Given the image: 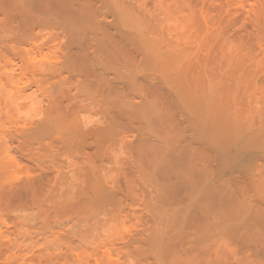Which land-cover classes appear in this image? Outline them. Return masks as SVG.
<instances>
[{
	"label": "rangeland",
	"instance_id": "1",
	"mask_svg": "<svg viewBox=\"0 0 264 264\" xmlns=\"http://www.w3.org/2000/svg\"><path fill=\"white\" fill-rule=\"evenodd\" d=\"M13 1H15L17 4H15V2H13ZM21 1H23V0H19V3H18V0H5V1L0 0V5H1L0 6V21L3 23V24H0L1 25L0 26V86L2 87L0 89V126H1L0 127V161H1L0 164L7 166L6 168L8 170L7 179L4 177L3 180H1L2 182L0 181V264H100L101 261H103V258H104V260H105V258L106 259L108 258V260H110L113 264L114 263L115 264H126V263L127 264H137L140 262V260H141L140 264H145L148 262H149V264H155V263L156 264L157 263L158 264L159 263L160 264H214V263L215 264H264V234H263L264 233V226H263L262 222L260 221V219L258 220V218H259L258 216H255L253 214L252 215L250 214L249 216L247 215L246 220H245V222L246 221L247 222L246 223L244 222L245 223L244 224L243 221H241V219H245V218H240L239 216H236L233 213V211H234L233 206L230 204H228L229 206L224 204L225 207H224L223 213H225V214H223V215H222V213L217 212L215 210L211 211V212H209L207 210H203L204 206L203 207L202 206H196V205L192 206L190 204V206L188 205V207H187L185 200L189 201V198H188L189 195H186V193H183L181 189H180L181 191L178 190V187H180L179 185L177 187L178 193L176 195H173V196H175V198L180 197L182 200L181 201L182 203H180L181 205L179 203H177V206H172V204L176 205L177 201L175 202L173 199H171L169 197L171 199V201H170V199L168 198V195L166 197V195L159 194V192L157 194L155 192V190H153V187H155V184L152 185L151 179L147 178V177H149V172H147L148 175L144 173V176H143L144 178H141V176L140 177L137 176V178H133V175H134V177H136V175H137V171H135V170H137L139 168V167H137V165L135 163H133V161L136 162V158L139 157L138 156L139 153L131 150L132 144H134L138 139V137L133 135L134 132L129 133V138H127L128 133L122 132L124 135V137L122 139H123V142H125V144H124L125 150H121V151L122 152L123 151L124 152H126V151L131 152V153L126 152L125 155H124V153L120 154V149H118L119 147L117 145H111L109 143H105V147L101 151H98L95 147L93 137L89 134H87L86 136L84 135L85 141L82 140L79 142L80 138H78V137L83 135L84 131L87 132V127L89 129H91L93 127V125H95V124L97 125V126H94L96 128L101 127V126H105V119H104L105 109H103L104 111L102 110L103 112L101 111L102 107H104L105 105L101 102H88L87 99L81 98V96H82L81 93L76 92L74 87L70 88V89H72V91L67 92L69 90L67 87V89H68L67 91H64L63 94L59 93L57 85L55 84V81L56 80L57 81L62 80L63 83L68 85V79L72 75V74L70 75L71 71L64 69L63 73H62L63 75L61 74L59 76V75L54 74L55 77L53 79H55V80H52L50 78L48 80L47 78H45L47 76L46 74H44L41 70L38 71V69L36 67L40 64L39 61L43 64L46 61H47V63H49V62L52 63V61L54 62L55 60H57L58 56H60L59 55L60 52H59L58 48L61 49L63 47V46H61L62 41L63 40L67 41V39L70 40V38L67 35V37H64L63 40L61 41L62 34H60L59 31L58 32L56 31V27L50 26L51 29H49L47 27V25L49 26L48 23H50V21H52V24H54L53 19H51L49 21L47 19L46 15H44L45 13L38 12V10H37L38 7H35V5H34V7L29 6V5H33V3L31 4V2L30 3L28 2L29 0H24L25 3L24 2L21 3ZM174 1H175V3L174 2L170 3V6L173 7V9H172L173 12L176 10L174 13L172 12L173 13L172 18L174 19L172 21H175L172 23H174L175 26L171 23L173 25L175 31H176V33L174 31L175 38L180 39V40H178V43L181 46H183L186 50H187V48L188 49L191 48V49H189V51L187 50V52H189V54L192 53L194 55L193 56L194 58H196L200 61L208 60L209 55H211V53L213 52L212 49H214V51H215L216 48L222 46L221 43L223 44L224 49L228 48V50L226 49L227 52L229 51L230 54L232 52V54L234 53L233 55H235L239 51V50L237 51V49L246 48L244 45H246V46L250 45L251 41L253 40L252 38L255 36L256 38H259L258 42L256 41V44L253 45L251 50H249L250 46H251L250 45L248 50L250 51V53L254 57L255 62L257 61L259 63V65H257V66H259L260 68L263 67V69L261 68V70L264 71V63H263V61H264V34L262 33V30H264V4H263L264 0H177V1L174 0ZM1 2H2V4H1ZM18 4H21V5H18ZM23 4L25 5L24 7H23ZM172 4H174L175 6H173ZM26 6L27 7L29 6L28 7L29 9H26L25 8ZM24 8H25V10H24ZM30 11L32 14L30 13L31 15L29 17ZM39 11H41V10L39 9ZM259 11H261V15H260ZM24 13L27 14L28 17H27V15L23 16ZM38 13H40L41 15ZM257 13H258V15H257ZM14 14H15V16H14ZM161 14L162 13L160 12V15ZM17 15L19 16V18H17L18 17ZM162 15L160 18H162ZM33 16L35 17L36 21H34ZM256 16H257V19H256ZM260 16H261V18H260ZM28 18H29V20H28ZM20 19H22V20H20ZM43 19H45V20H47V22L48 21L49 22L47 24L45 23L46 24L45 25ZM188 19H189V21H188ZM176 20H177V22H176ZM257 20L260 22V25L262 24L261 25L262 27L259 24L257 25V23H258ZM25 21H27V22H25ZM40 21L43 24H41ZM190 22H191V24H190ZM255 22H257V23H255ZM28 23H30V25ZM33 23H35L36 26H38V27H36L35 24H33ZM32 25H33V27H32ZM39 26L41 27V29H43L42 30L43 32L41 33L42 35L38 34V31H40ZM2 27H4V28H2ZM259 27H261V28H259ZM48 29H49V32L45 31ZM51 30H54V35H59V37L57 36L58 39L56 36H54V35H52V36L56 37L59 44L61 43L60 47L58 45V42L55 41L56 39H53V37L51 36L50 33L52 32V34H53V31H51ZM57 30H58V28H57ZM256 30H259V31H256ZM192 31H195V32H192ZM220 31H221V33H220ZM217 32H218V34H217ZM259 33H261V34H259ZM256 35H258V36H256ZM6 36H7V38H6ZM194 36H196V37H194ZM221 39H222V42H221ZM248 39H249V41H248ZM236 40H237V42H236ZM25 41H28V42H25ZM53 41H54V44H53ZM217 42H219L218 43L219 46L217 45ZM240 42L242 43V46H240L241 45ZM51 43L53 46L51 45ZM235 43H237V44H235ZM44 44H45V47H44ZM65 44H66V42H65ZM251 44H253V43H251ZM200 45H201V47H200ZM226 45H228V46H226ZM185 46H188V47L186 48ZM213 46H216V48ZM236 46H237V49L234 48ZM202 49H204V51H206V53ZM253 49H254V51H253ZM52 51H53L54 55H53ZM56 54H57V56L55 57ZM192 54H190V56H192ZM195 54H197L196 55L197 57H195ZM207 54H209L208 57L206 56ZM22 55H24V57ZM34 57H35V60L33 59ZM53 59H55V60H53ZM204 59H206V60H204ZM23 60H25V61H23ZM30 63H31V65H29ZM33 63H34V65H33ZM35 64H38V65H35ZM34 66H36L35 67L36 69L33 68ZM261 70H258L259 73L260 72L263 73V71H261ZM258 75L259 74L257 73V79L256 80H258V82L259 81L262 82L264 80V77L261 78L262 74L259 76ZM61 76H63V79H60V78H62ZM263 76H264V74H263ZM65 77H67V78H65ZM40 78H41V80H40ZM260 79H263V80H260ZM45 82H47V83H45ZM261 82H259V84L263 85ZM51 83H53V84H51ZM263 83H264V81H263ZM41 85H42L43 90L40 88ZM67 85H65V86H67ZM54 86H56V87H54ZM38 87H39V89H38ZM260 87L257 84V88L260 89ZM63 89H65V88L63 87ZM48 92H51V93H48ZM65 92L68 93L67 96L64 95ZM257 92H259V91H257ZM52 93H55V95L58 94V95H56L57 98H55V95ZM67 93H65V94H67ZM69 93L71 95H69ZM48 94H49V97H48ZM50 94L54 95L53 96L54 98L51 97L54 102H52V99L50 98V96H51ZM258 95H260V94L258 93ZM76 96H80V97H78V99H77V98H75ZM68 97L70 98L69 100H68ZM73 98L77 99V101H75V99L72 100ZM60 99H61V101H60ZM11 100H12V102H10ZM47 100H48V102H47ZM49 100H51V102ZM78 100L79 101L83 100V102L82 101L79 102ZM73 101H75V102H73ZM252 104H254V106H252ZM258 104L260 106L261 102H257V106H256V102H254V103L251 102L250 106L252 107V109H258L259 108ZM4 108H5V110H4ZM49 112L50 113L55 112V113L51 114L52 115L51 116ZM61 112H63V113H61ZM65 113H67V114H65ZM71 113H72V115H71ZM69 114L71 117L75 115L74 117H77V118H73V119L76 120L77 122L79 120L78 118L82 117L79 120L80 121L79 124L76 123L77 125H79V127L83 125L82 130L77 125H74V122H76V121H73V119H71L70 116L69 117L67 116V119H65L64 116L69 115ZM77 115H79L80 117ZM102 115H103V117H102ZM9 116H11V117H9ZM62 117H64V118H62ZM71 120H72V122H71ZM39 121L43 124L38 123ZM68 121L71 124H69ZM37 123H38V125H37ZM65 123H67L68 125H65ZM30 124H31V126H30ZM23 125H25V126H23ZM41 125H42L43 129L40 127ZM91 125H92V127H91ZM69 126H71V128ZM11 127H12V129H11ZM37 127L40 130L39 132H42V136H41L42 138H40V137L35 138L34 137L35 138L34 139L33 137H30L31 136L30 133H33V131L34 132L38 131ZM44 127H45V130H44ZM77 127L79 128V130ZM35 128H37V129H35ZM65 128H67V129H65ZM17 129H18V131H17ZM47 129H48V131H46ZM62 129L65 131H63ZM69 129H72V130H69ZM74 129H76V130H74ZM84 129H86V130H84ZM43 130L47 134H45L43 132ZM73 130H74V132L76 131L75 134H74ZM28 131L29 132L32 131V132L29 133ZM70 131H72V133ZM62 132H64L63 133L64 136L62 135ZM85 132H84V134H85ZM88 132H89V130H88ZM78 133H79V135H78ZM65 134H67V135H65ZM68 134H70V136ZM73 134L75 136L77 134L78 139L76 137H74ZM26 135H28V136H26ZM43 135H45V136L49 135V136L45 137ZM125 135H127V136H125ZM130 135H131L132 139L130 138ZM84 136L81 137V139L84 138ZM72 137L75 138L76 140L75 139H72L73 141L70 140ZM86 137L87 138L89 137V138L86 139ZM133 137H134V139H133ZM13 138H17V139H14V141H13ZM45 138H46V140H45ZM125 138H127L129 141ZM18 139H19V141H18ZM41 140H42V142H41ZM47 140H49V141H47ZM77 140H78V142H77ZM16 141H18V142H16ZM23 141L24 142L28 141V142L24 143ZM29 141H30V143H29ZM43 141H44V143H43ZM90 141H92V142H90ZM52 142L54 143V145ZM56 142H57V144H56ZM47 143H49V144H47ZM38 145H39V147H38ZM41 145H43V146H41ZM45 145H46V148H45ZM50 145H51V148L53 147L52 149L49 147ZM40 147H41V149H40ZM19 149H21V150L18 151ZM117 149H118V151H117ZM54 151H55V153H54ZM52 152H53V154H52ZM81 152H83V153H81ZM85 152H86V154H91L90 156H93L92 158H94V160L96 162H94L93 159L89 156L91 158V162H92V163H90L89 162L90 158L87 159L88 156L86 155L87 157H85V155H84ZM8 154H9V156H8ZM10 154L12 156H10ZM31 154H32V156H30ZM132 154L137 155V156H133ZM81 155H82V157H81ZM128 155L129 156L132 155V158L128 157ZM125 156H127V157H125ZM95 158H97V159H95ZM105 158H108L110 160L112 159L111 161H113L115 163V166H114L113 162L109 163L110 161L108 159H105ZM40 159H41V161H40ZM44 159H45V161H44ZM259 159L257 160L258 162L255 163L258 165H254V166H256L255 167L256 169L253 168L254 171H252V173L254 172L253 173L254 175L252 174L253 175L252 178H254L255 180H258L259 177H261L260 175H262V177L264 175V159L263 158H261L263 160H261V159L259 160ZM10 160L12 161V163ZM99 160L100 161L102 160L101 163L99 162ZM104 160H107V161L104 162ZM13 161H14V163H13ZM83 161L84 162L86 161V162L84 163ZM78 162L81 164H79ZM87 162H89L93 166H94V163L96 165L97 164L98 165L93 167V166L89 165V163H87ZM102 162L105 165H103ZM121 162H123V164L125 166L129 165L131 168L134 166L132 169L134 170V172H136V174L134 172H132V177H130V178H133L132 181L135 180V182L136 181L138 182L139 179L143 180V179L147 178V180L148 179L150 180L149 182L146 180V182L149 186L145 183V181H144V183L141 181L142 184L136 182L135 185H134L135 182L134 183L132 182V184L134 186L132 184H131L132 186H130L129 185L130 183L127 184V181L124 179V178H127V175L125 177L122 173L124 170L127 172V170H126L127 167H126V169H125V167H122ZM6 163H7V165H6ZM10 163H11V165H10ZM42 164H44V165H42ZM85 164L88 166H86ZM101 164H102V166H100ZM110 164H112L111 167H109ZM116 164H117V166H119V169H118V167L116 168ZM131 164L133 166H131ZM261 164H263V166ZM90 166L95 169L94 170L95 172H97V173L94 172L95 175L99 174V173L101 174V175L99 174L100 177L97 175L98 176L97 178L99 179L100 182L103 179V182H102L103 184L102 183L101 184L103 185L104 189L108 193L112 194V196L115 199L113 197L111 200L107 199L106 201H104V204L101 203V204H99V206H98V202L96 204V201H93L94 199H93V197H91L92 195L90 194V192L87 191L86 184L84 182L85 180L83 179L85 177L84 172H86L85 171L86 167L88 169V167H90ZM65 167H67V168H65ZM74 167H76V168H74ZM100 167H101V169H100ZM135 167H137V169ZM112 169H113V171H112ZM141 169H140V173L142 174ZM260 169H261V171H260ZM102 170H104V171H102ZM121 170H122V172H121ZM133 170H131V171H133ZM142 170H144V169H142ZM9 171L11 172V174ZM108 171H110V172H108ZM78 172H79V174H78ZM106 172H107V174H106ZM117 172H119L120 174ZM144 172H146V171H144ZM15 173H17V174H15ZM20 173L22 174V176ZM260 173H262V174H260ZM34 174H35V177H34ZM80 174H82V175H80ZM108 174L110 175V177ZM111 174H113V175L111 176ZM117 174H118V177H117ZM128 174H131V173H128ZM141 174H139V175H141ZM258 174H260V175H258ZM120 175H122V176L119 178ZM145 175H147V177H145ZM32 176H33V178H32ZM123 176H124V178H123ZM129 176H128V179H129ZM256 176H258V177H256ZM108 177L109 178L112 177V179H109ZM25 178H27V179H25ZM113 178L116 180V182ZM82 179H83V181H82ZM78 182H80V183H78ZM81 182L84 184H82ZM149 183L151 184V187H152L151 189H150ZM22 184H24V186ZM70 184H71V186H70ZM78 184H79V186H78ZM121 184H122V186H121ZM140 184L141 185L146 184V185L142 187ZM114 185H115V187H114ZM182 185H184V184L182 183ZM117 186L120 189L117 188ZM139 186H140V188H139ZM185 186H187V185H184L183 187H185ZM77 187H78V189H77ZM79 187H81V188H79ZM128 187L130 188V190H132V189L133 190L130 191L128 189ZM134 187H136V188H134ZM83 188H85V189H83ZM146 188H147V190H146ZM18 189H20V191H18ZM125 189H127V190H125ZM134 190H135V192L137 191L136 194L134 193ZM139 190H142V191H139ZM84 191H85V193H84ZM86 191H87V193H86ZM148 191L151 192L152 195L150 193L148 194ZM114 192H115V194L118 193V195H115ZM179 192H180V194H179ZM181 192H182L183 196L181 195ZM184 192H186V190ZM36 193H38V195ZM69 193H71V194L74 193V194L71 195ZM129 194L130 195L133 194V196L130 197ZM178 194L180 196H177ZM124 195H126V197ZM75 196L79 199H77ZM122 196H123V198H122ZM150 196L152 198H150ZM163 196H165V197H163ZM73 198H74V200H73ZM118 198H119V200H118ZM165 198L169 199L170 202H172V200H173V203L170 204L168 202V200H166ZM160 200H162V201H160ZM12 201H14V202H12ZM107 201H110V202H107ZM150 201L151 202L153 201L152 202L153 204L150 203ZM71 202L72 203L74 202L73 205ZM105 202H107V203H105ZM158 202L161 204H158ZM14 203H15V205H14ZM123 203H124V205H123ZM165 203H166V205L170 204V206H168V205L165 206ZM182 204L184 206L186 205L187 208L184 207ZM82 205H83V207H82ZM88 205H89V207H88ZM78 206H79V208H78ZM93 206L95 209H93ZM113 206H114V208H113ZM146 206L147 207L149 206L150 209H149V207L147 208ZM182 206L184 207V208L180 209V210H182V212L188 210V211L184 212V214L181 211H180L181 213H179L178 212L179 209L177 210V207L181 208ZM90 207L92 208V210L90 209ZM99 207L102 210L98 209ZM105 207H106V209H105ZM167 207H168V209H166ZM230 207H231V210H230ZM144 208H146V209H144ZM188 208H190V209H188ZM226 208L228 210H230L229 211L230 213L228 212V210H226ZM107 209L109 211H107ZM83 210H84V212H83ZM103 210L105 211V213ZM86 211H87L88 215H86ZM149 211H151V212H149ZM160 211L162 214H160ZM166 211H167V213H166ZM175 211H177L179 214L184 215L185 216L184 218H186V219L185 220H183L184 218L181 219L180 216H182V215H179V214H178L179 216L177 215L178 219L174 218V217H176V215L175 216L173 215V213H175ZM141 212H143V213H141ZM168 212H169V214H168ZM205 212L207 214L208 213L209 214L207 215ZM215 212H217V214ZM81 213H82V215H81ZM167 214L169 216H167ZM190 214H191V217H189ZM212 214L213 215L215 214V215L213 216ZM229 214L232 216H230ZM83 215H84V217H83ZM216 215L217 216L219 215V216L217 217ZM111 216H112V218H111ZM210 216H212V218ZM222 216H225V217H222ZM229 217H230V221L228 220ZM238 217L240 218L239 220L241 222L240 221L237 222ZM243 217H245V216H243ZM249 217H250V219H248ZM252 217H253V219H252ZM15 218H17V220ZM81 218H82V220H81ZM162 218H164V219H162ZM171 218L176 219V220L174 221ZM236 218H237V220H236ZM166 219H167V221H166ZM20 220H24V221H20ZM218 220H220V221H218ZM156 221H157V223H156ZM148 222L150 225L148 224ZM193 222H194V225H193ZM195 223H196V225H195ZM241 223H243V224H241ZM155 224H157L156 227H158V225L160 224L159 229L160 228L162 229V227L163 228L165 227L164 228L165 230L163 229V231H161V229H160V231L162 233H164V231H165L164 234L168 235L167 238L168 237L171 238V239L168 238V241L170 240V243H168V241H167L168 247H169V244L172 246V248L174 247L173 245L176 246L179 243H180L179 245H182L180 247H179V245H177L175 247L176 249H174V248L172 249L170 246V248L173 250V252H171L172 254L170 253L169 256L165 260H161L160 257L157 258V256L154 255V254H156V252L154 251V249L156 250L155 246H153V245L151 246L150 243H146L145 239H144V238H147L148 233L151 231L152 227H150V226L152 225L153 228H155ZM79 225L82 227H80ZM163 225H165V226H163ZM223 225H224V227H223ZM146 226H148V227H146ZM171 226H172V228H171ZM196 227H199V228H196ZM216 227H218V229ZM235 227H238V228H235ZM25 228H27V229H25ZM143 228L146 229V232L148 231L147 229H150V230L147 233H143V231L145 232V230ZM194 229H196V230H194ZM153 231H151V232H153ZM107 232H108V234H107ZM119 232H121V233H119ZM117 233H119V234L117 235ZM109 234H111V235H109ZM175 234H176V236H174ZM96 235H98V236H96ZM142 235H143V237H142ZM65 236H67V237H65ZM138 238H140V239H138ZM126 239H127V242H126ZM137 239L139 240V242H137L138 241ZM68 240H69V242H68ZM181 242H183V243L185 242V244H183ZM138 243L140 245V248H139ZM148 244L150 245V247ZM183 245L185 246V248ZM145 246H147V247L144 248ZM22 247L24 249H22ZM120 248H121V250H118ZM151 248L153 249L152 251L150 250ZM43 250H45L46 253ZM149 252H151L152 254ZM188 252H191V253H188ZM49 256H51V257H49ZM140 257H142L143 259H141ZM159 259L161 261H164V262L159 261ZM117 260H118V262H117ZM142 261L145 263H142ZM157 261H159V262H157Z\"/></svg>",
	"mask_w": 264,
	"mask_h": 264
},
{
	"label": "bare ground",
	"instance_id": "2",
	"mask_svg": "<svg viewBox=\"0 0 264 264\" xmlns=\"http://www.w3.org/2000/svg\"><path fill=\"white\" fill-rule=\"evenodd\" d=\"M171 1L172 0H29L28 1L29 3L30 2H31V4L33 3V5H29V6L34 7V5H35V7H38L41 10V11H39V9L37 8L38 12L45 13L44 15H46V17L49 21L51 19H53L54 24H52V21H50V23H48L49 21L47 22V20L43 19L44 24L48 23L49 26L47 25V27L49 29H51L50 26L56 27V31L57 32L59 31V33L62 34L61 41L63 40L64 37H67V35L70 38V40L67 39V41H64V40L62 41L61 46H63V47L61 49L58 48L59 52H60V54H59L60 56H58L57 60L53 59V60H55L54 62L52 61V63L51 62L47 63V61H46L43 64L38 60L40 64L39 65L35 64L38 66L37 67L34 66L33 68L34 69L37 68L38 71L41 70L44 74L47 75V76L45 75L46 76L45 78H47L48 80H49V78L52 80H55V79H53L55 77L54 74L60 76L63 73L64 69L71 71L72 73L70 72V75L71 74L72 75L68 79V85L63 83L62 80H58V81L56 80L55 81V84L57 85L59 93L63 94V92L67 91L68 89L69 90L67 92L72 91V89H70V88L74 87L76 92L81 93V95H82L81 98L87 99L88 102H101L105 105L104 107L101 106L102 107L101 111L103 109H105V111L103 110L105 112V114H104L105 115L104 116L105 126L100 125L101 127L96 128V127H94V126H97L95 124V125H93V127H94L93 128L91 125L92 128L89 129L87 127V132H85L84 130H86V129H84L83 131L85 132V134L83 132V135H81L80 137H78L77 134H76V136L74 135L76 132V131L74 132V130H76V129H74L73 135L76 138L77 137L80 138L79 142L82 140L85 141V136L87 134H89L93 137L95 147L98 151H101L105 147V143H109L111 145H117L119 147L118 149H120V154L124 153V155H125L126 152H129V151H126V152L121 151V150H125V148H124L125 142H123V139H122L124 137V135L122 132L128 133L127 138H129V133L134 132L133 135L138 137V139L136 142L134 141L135 145L132 144L131 150L139 153V155H138L139 157L136 158V162L133 161V163H135L137 165V167H139V168L137 169V167H135L137 169V170H135V171H137V175H136V177H134V175H133V178H137V176L138 177L141 176V178H144L143 177L144 173L148 175L147 172H149V177H147V175H145V177L151 179L152 185L155 184V187H153V190H155V192L157 194L159 192V194L166 195V197L168 195V198L170 197L175 202L177 201L176 205L172 204V206H177V203H179V204L182 203L181 202L182 200L180 197L175 198V196H173V195H176L178 193L177 187L179 185L180 187H178V190L181 189L183 193H186V195H189V197H188L189 201L185 200L187 207H188V205L190 206V204L192 206L193 205L202 206V207L204 206L203 210H207L209 212L215 210L217 212L222 213V215H223V214H225V213H223L224 207H225L224 204H226L227 206H229L228 204H230L233 206V210H234L233 213L236 216H239L240 218H245V219H241V221H243V223L245 222L247 215L249 216L250 214L251 215L253 214V215L259 217L258 220L260 219V221L262 222V224L264 226V202H263L264 201V175L262 177V175H260L262 173L258 174L261 176V177H259L258 180H255L254 178H252L254 175L253 174L254 172L252 173V171H254L253 168L256 167L254 165H258L255 163L258 162L257 160L259 158L264 159V83H263L264 80L260 79L263 81L262 82L259 81L263 85H260L258 80H256L257 79V73L259 75L262 74L261 75L262 77L260 76L261 78L264 77L263 76L264 71L261 70V68L263 69V67L260 68L259 66H257V65H259V63L257 61L255 62L254 57L252 56V54L249 51L252 49L253 45L256 44V41L258 42L259 38H256L254 36L252 39L255 42L252 40L253 42L251 41V43H253V44L250 43L251 46L250 45L246 46L243 44L246 48L237 49V46L234 47L237 49V51L239 50L235 55H233L234 53L232 54V52H231V54L229 53V51L227 52L228 48H226L227 50L224 49V46L221 43L222 42V39H221L220 43L222 46L220 45L221 47H218V48H216V46H213L216 49H215V51H214V49H212L213 52L211 53V55H209V54L206 55L207 57L209 55L208 60L204 59L206 61H200V60L194 58L193 57L194 55L192 53H190V54H192V56H190L189 52H187V50L189 51V49H191V48L188 49L187 48L188 46H185L187 48V50H186L183 46H181L178 43V40H180V39L175 38L176 31L173 27L174 23H172L175 21H172V20H174L172 18V14L176 10L173 12V10H172L173 7L170 6V3H172V2L175 3V1L174 0L172 2ZM13 2H15V1H13ZM23 2H24V0L21 1V3H23ZM18 3H19V0H18ZM1 4H2V2H1ZM15 4H17V3L15 2ZM18 5H21V4H18ZM172 5L175 6L174 4H172ZM24 6L25 5L23 4V7ZM28 7L26 6L25 8L29 9ZM25 8H24V10H25ZM160 12L163 14V15L161 14L162 18H160L161 17ZM259 12L261 15V11H259ZM30 13H31V11L29 12V17L32 14V13L31 14ZM258 13H257V15H258ZM38 14H40V13H38ZM24 15H27V14L24 13L23 16ZM14 16H15V14H14ZM27 17H28V15H27ZM17 18H19V16ZM260 18H261V16H260ZM256 19H257V16H256ZM20 20H22V19H20ZM28 20H29V18H28ZM34 21H36L35 17H34ZM188 21H189V19H188ZM25 22H27V21H25ZM176 22H177V20H176ZM257 22H255V23H257V25L258 24L260 25V22L258 20H257ZM35 23H33V24H35ZM0 24H3V23L1 22ZM28 24L30 25V23H28ZM41 24H43V23L41 22ZM190 24H191V22H190ZM35 26H36V24H35ZM32 27H33V25H32ZM36 27H38V26H36ZM261 27H259V28H261ZM2 28H4V27H2ZM57 28H58V30H57ZM49 29L45 30V31L49 32ZM39 30L40 31H38V34H41L43 32L42 31L43 29H41V27H40ZM259 30H256V31H259ZM51 31H53V34H52V32L50 33L52 36V35H54V30H51ZM174 31H175V33H174ZM221 31H220V33H221ZM192 32H195V31H192ZM262 33L264 34V30H262ZM217 34H218V32H217ZM259 34H261V33H259ZM54 36L59 37V35H54ZM256 36H258V35H256ZM56 37H53V39H56ZM58 37H57V39H58ZM194 37H196V36H194ZM6 38H7V36H6ZM57 39L55 40L56 42H58ZM248 41H249V39H248ZM25 42H28V41H25ZM65 42H66V44H65ZM236 42H237V40H236ZM218 43L219 42H217V45H218ZM53 44H54V41H53ZM60 44L58 42L59 47H60ZM235 44H237V43H235ZM51 45H52V43H51ZM226 46H228V45H226ZM240 46H242V43ZM249 46H250V49L248 50ZM44 47H45V44H44ZM200 47H201V45H200ZM204 49H202V50L204 51ZM253 51H254V49H253ZM204 52L206 53V51H204ZM52 53H53V51H52ZM24 55H22V56L24 57ZM53 55H54V53H53ZM196 55L197 54H195V57H197ZM56 56H57V54L55 55V57ZM33 59L35 60V57ZM23 61H25V60H23ZM263 63H264V61H263ZM29 65H31V63ZM33 65H34V63H33ZM258 70L263 71V73L260 72L261 73L260 74ZM61 77L62 78H60V79H63V76H61ZM65 78H67V77H65ZM40 80H41V78H40ZM45 83H47V82H45ZM51 84H53V83H51ZM257 84L259 85V87L261 86L260 87V89L262 88L261 90L259 88H257ZM65 85H67V86H65ZM54 87H56V86H54ZM63 87L65 89H63ZM67 87H68V89H67ZM1 88L2 87L0 86V89ZM40 88L43 90L42 85ZM38 89H39V87H38ZM257 91H259V92H257ZM67 92H65V93H67ZM48 93H51V92H48ZM55 93H52V94L55 95ZM65 93H64V95L67 96L68 93L67 94H65ZM258 93L260 95H258ZM52 94H50L51 95L50 98L51 97L54 98L53 97L54 95H52ZM56 95H58V94H56ZM56 95H55V98H57ZM69 95H71V94L69 93ZM48 97H49V94H48ZM78 97H80V96H76L75 98L78 99ZM75 98H73L72 100H74ZM69 99L70 98L68 97V100ZM77 99H75V101H77ZM49 101L51 102V100H49ZM60 101H61V99H60ZM75 101H73V102H75ZM81 101L83 102V100H81ZM81 101H79V102H81ZM10 102H12V100ZM47 102H48V100H47ZM52 102H54L53 99H52ZM251 102H253V103L256 102V106H257V102H261L262 105L260 104V106H259V104H258V106H259V108L257 107L258 109H252V107L250 106ZM252 106H254V104H252ZM4 110H5V108H4ZM54 113H50V115L54 114ZM61 113H63V112H61ZM65 114H67V113H65ZM71 115H72V113H71ZM67 116L69 117L70 114L65 115L64 116L65 119H67ZM74 116H72V117L70 116V118L71 119L77 118ZM77 116H79V115H77ZM9 117H11V116H9ZM64 117H62V118H64ZM102 117H103V115H102ZM81 118L82 117H80L78 119L80 120ZM79 120L77 122L76 120L73 119V121H76V122H74V125L79 124V122H80ZM71 122H72V120H71ZM38 123H41V122L39 121ZM38 123H37V125H38ZM68 123L71 124L69 121H68ZM41 124H43V123H41ZM65 125H68V124L65 123ZM23 126H25V125H23ZM30 126H31V124H30ZM77 126L79 127V125H77ZM40 127L42 128V125ZM69 127L71 128V126H69ZM82 127H83V125L80 126L79 128H81V130H82ZM37 128H35V129H37ZM79 128H78V130H79ZM11 129H12V127H11ZM65 129H67V128H65ZM44 130H45V127H44ZM44 130H43V132H44ZM69 130H72V129H69ZM88 130H89V132H88ZM17 131H18V129H17ZM39 131L40 130L38 128V131H36V132H34V131H33V133H30L32 131H30V132L28 131V132L31 134L30 137L42 138L41 137L42 132H39ZM46 131H48V129ZM63 131H65V130H63ZM70 132L72 133V131H70ZM44 133L47 134L46 132H44ZM63 133L64 132H62V135H63ZM79 133H78V135H79ZM70 134H68V135L70 136ZM65 135H67V134H65ZM127 135H125V136H127ZM26 136H28V135H26ZM43 136H45V135H43ZM46 136H49V135H46ZM83 136H84V138L81 139V137H83ZM88 138L86 137V139H88ZM127 138H125V139H127ZM130 138H131V135H130ZM14 139H17V138H13V141H14ZM72 139H75V138L72 137L70 140H72ZM133 139H134V137H133ZM45 140H46V138H45ZM18 141H19V139H18ZM18 141H16V142H18ZM47 141H49V140H47ZM92 141H90V142H92ZM26 142H28V141H26ZM26 142H24V143H26ZM41 142H42V140H41ZM77 142H78V140H77ZM29 143H30V141H29ZM43 143H44V141H43ZM47 144H49V143H47ZM56 144H57V142H56ZM39 145H38V147H39ZM53 145H54V143H53ZM41 146H43V145H41ZM49 147L51 148V145ZM45 148H46V145H45ZM40 149H41V147H40ZM118 149H117V151H118ZM20 150L21 149H19L18 151H20ZM54 153H55V151H54ZM81 153H83V152H81ZM129 153H131V152H129ZM52 154H53V152H52ZM134 154H132V155L137 156ZM84 155H85V157L88 156L87 159H89L90 157L91 158L93 157V156H90L91 154H86V152ZM132 155L131 156L128 155V157L132 158ZM8 156H9V154H8ZM10 156H12V155L10 154ZM30 156H32V154ZM81 157H82V155H81ZM125 157H127V156H125ZM91 158L89 159L90 163H92ZM45 159H44V161H45ZM92 159L94 162H96L94 160V158H92ZM95 159H97V158H95ZM105 159H108V158H105ZM263 159H261V160H263ZM108 160L110 161L109 163L113 162V161H111L112 159L111 160L108 159ZM40 161H41V159H40ZM101 161L99 160L100 163H101ZM106 161L107 160H104V162H106ZM89 162H87V163H89ZM11 163H12V161H11ZM11 163H10V165H11ZM13 163H14V161H13ZM90 163H89V165L93 166ZM79 164H81V163H79ZM113 164L115 166L114 162H113ZM6 165H7V163H6ZM42 165H44V164H42ZM97 165L94 163L93 167H95ZM103 165H105V164L103 163ZM111 165L112 164H110L109 167H111ZM121 165H122V167H125V169L127 167V169H126L127 172L131 173V174H128L125 170L123 172L121 170V172L123 173V175L125 177L127 175V178H124V176H123V178L127 181V184L130 183L129 185L132 186L133 185L132 182L134 183L135 180L132 181L133 178H130V177H132V172H134V170L132 169L134 166L132 164H131V166H133L132 168L129 165L125 166L123 164V162H121ZM261 165L263 166V164H261ZM86 166H88V165H86ZM91 166L88 167V169L86 167V170H85L86 172H84L85 177L83 179L85 180L84 182L86 184L87 191L90 192V194L92 195L91 197H93V199H94L93 201H96V204L98 202V206H99V204H101V203L104 204V201H106L107 199L111 200L113 196H112V194L108 193L104 189V187L102 185L103 179L100 182L99 179L97 178L100 173L95 175V173H97V172H95L94 171L95 169ZM100 166H102V164ZM6 167L7 166L0 164V181L3 180L4 177L6 179L8 177V174H7L8 170ZM117 167L119 169V166H117V164H116V168ZM65 168H67V167H65ZM74 168H76V167H74ZM141 168L144 170H142ZM100 169H101V167H100ZM140 169H141L143 175L140 173ZM131 170H133V171H131ZM102 171H104V170H102ZM110 171H108V172H110ZM112 171H113V169H112ZM144 171H146V172H144ZM260 171H261V169H260ZM117 173H119V172H117ZM134 173L136 174V172H134ZM138 173L141 175H139ZM10 174H11V172H10ZM15 174H17V173H15ZM78 174H79V172H78ZM106 174H107V172H106ZM80 175H82V174H80ZM112 175L113 174H111V176ZM21 176H22V174H21ZM121 176L122 175H120L119 178ZM128 176H129V179H128ZM34 177H35V174H34ZM109 177H110V175H109ZM117 177H118V174H117ZM256 177H258V176H256ZM27 178H25V179H27ZM32 178H33V176H32ZM147 178L143 179V180L139 179V181L138 182L136 181V182L142 184V182L144 183V181H145V183L147 184V182H146ZM83 179H82V181H83ZM109 179H112V177ZM149 179L147 180L148 182L150 181ZM115 182H116V180H115ZM136 182L134 183V185L136 184ZM78 183H80V182H78ZM182 183L184 185H187V186L183 187L184 185H182ZM71 184H70V186H71ZM82 184H84V183H82ZM22 185L24 186V184H22ZM145 185H141V186L143 187ZM78 186H79V184H78ZM121 186H122V184H121ZM114 187H115V185H114ZM129 187H128V189L130 190ZM79 188H81V187H79ZM117 188H119V187L117 186ZM134 188H136V187H134ZM139 188H140V186H139ZM151 188L152 187L150 184V189ZM183 188L186 190V192H184L185 190ZM77 189H78V187H77ZM83 189H85V188H83ZM125 190H127V189H125ZM132 190H130V191H132ZM146 190H147V188H146ZM18 191H20V189H18ZM87 191H86V193H87ZM139 191H142V190H139ZM115 192H114V194H115ZM151 192L148 191V194L149 193L151 194ZM182 192H181V195H182ZM84 193H85V191H84ZM134 193L136 194L137 191L135 192V190H134ZM36 194L38 195V193H36ZM69 194H71V193H69ZM72 194H74V193H72ZM179 194H180V192H179ZM179 194L177 196H180ZM115 195H118V193H116ZM126 195H124V196L126 197ZM132 196H133V194L130 195V197H132ZM163 197H165V196H163ZM122 198H123V196H122ZM150 198H152V197L150 196ZM77 199H79V198H77ZM169 199H166V200H168V202L170 204L173 203V200H172V202H170L171 199H170V201H169ZM73 200H74V198H73ZM118 200H119V198H118ZM160 201H162V200H160ZM12 202H14V201H12ZM107 202H110V201H107ZM107 202H105V203H107ZM152 202L150 201V203H152ZM73 203H72V205H73ZM124 203H123V205H124ZM158 204H161V203L158 202ZM170 204H167V205L170 206ZM14 205H15V203H14ZM89 205H88V207H89ZM167 205L165 203V206H167ZM186 205L185 206L183 205V206L186 207ZM183 206L181 208L177 207V210L179 209L178 210L179 213L182 212V210H180V209L184 208ZM82 207H83V205H82ZM78 208H79V206H78ZM113 208H114V206H113ZM90 209L92 210L91 207H90ZM93 209H95L94 206H93ZM98 209H101V208L99 207ZM105 209H106V207H105ZM144 209H146V208H144ZM149 209H150V207H149ZM166 209H168V207ZM188 209H190V208H188ZM226 210H228V209L226 208ZM230 210H231V207H230ZM230 210H228V212ZM107 211H109V210L107 209ZM151 211H149V212H151ZM186 211H188V210H186ZM186 211H184V212H186ZM83 212H84V210H83ZM169 212H168V214H169ZM178 212L175 211V213H173L174 216L176 215V217H174V218L178 219V216L182 215V214H179ZM184 212H182V213L184 214ZM217 212H215V213L217 214ZM104 213H105V211H104ZM141 213H143V212H141ZM166 213H167V211H166ZM160 214H162L161 211H160ZM168 214H167V216H169ZM81 215H82V213H81ZM86 215H88L87 211H86ZM182 216H180L181 219L185 217L184 215H182ZM230 216H232V215H230ZM243 216H245V217H243ZM83 217H84V215H83ZM189 217H191V214ZM210 217L212 218V216H210ZM222 217H225V216H222ZM239 217H238L237 222L240 221ZM111 218H112V216H111ZM15 219L17 220V218H15ZM162 219H164V218H162ZM185 219L186 218H184L183 220H185ZM248 219H250V217ZM252 219H253V217H252ZM81 220H82V218H81ZM172 220L175 221L176 219H172ZM228 220L230 221V217ZM236 220H237V218H236ZM20 221H24V220H20ZM166 221H167V219H166ZM218 221H220V220H218ZM156 223H157V221H156ZM243 223H241V224H243ZM148 224H149V222H148ZM152 225L150 226V227H152L151 231H153V230L154 231L153 232L150 231L148 233L149 237L146 235L147 238H144L145 242L150 243L151 246L152 245L155 246L156 250L154 249V251L156 252V254H154V253L153 254L156 255L157 258L160 257L161 260H165L169 256V254L171 252H173L172 249L173 248L176 249L175 247L180 244L179 242L181 240L178 242L179 244H177L176 246L173 245L174 246L173 248L170 244L168 247L167 244L170 243V240L168 241L169 237L167 238L168 235L164 234L165 231H164V233L161 232V231H163V229L165 227L164 228L162 227V229L160 228L161 229V231H160V229H159L160 224L158 225V227H156L157 224H155V228H153ZM165 225H163V226H165ZM193 225H194V222H193ZM195 225H196V223H195ZM80 227H82V226H80ZM146 227H148V226H146ZM223 227H224V225H223ZM171 228H172V226H171ZM196 228H199V227H196ZM216 228L218 229V227H216ZM235 228H238V227H235ZM25 229H27V228H25ZM144 230H145V232L143 231V233H147L150 229H147L148 230L147 232H146V229H144ZM194 230H196V229H194ZM119 233H121V232H119ZM119 233H117V235ZM107 234H108V232H107ZM109 235H111V234H109ZM96 236H98V235H96ZM174 236H176V234ZM65 237H67V236H65ZM142 237H143V235H142ZM138 239H140V238H138ZM169 239H171V238H169ZM167 241H168V243H167ZM68 242H69V240H68ZM126 242H127V239H126ZM137 242H139V240ZM181 243H183V242H181ZM183 244H185V242ZM138 245H139V243H138ZM170 246L172 249L170 248ZM180 246H182V245H179V247ZM146 247L147 246H145L144 248H146ZM149 247H150V245H149ZM139 248H140V245H139ZM184 248H185V246H184ZM22 249H24V248L22 247ZM118 250H121V248ZM150 250L152 251L153 249L151 248ZM43 251L45 252V250H43ZM149 253H151V252H149ZM188 253H191V252H188ZM49 257H51V256H49ZM142 257H140V258L143 259ZM161 260L159 259V261H161ZM143 261H142V263H145ZM159 261H157V262H159ZM117 262H118V260H117ZM140 262H141V260H140ZM140 262L137 264H140ZM161 262H164V261H161ZM100 264H113V263L110 260H108V258L107 259L105 258V260L103 258V261H101ZM145 264H149V262L145 263Z\"/></svg>",
	"mask_w": 264,
	"mask_h": 264
}]
</instances>
